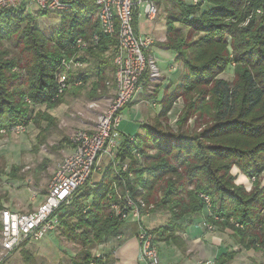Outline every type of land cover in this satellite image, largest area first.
<instances>
[{
  "label": "trees",
  "instance_id": "1",
  "mask_svg": "<svg viewBox=\"0 0 264 264\" xmlns=\"http://www.w3.org/2000/svg\"><path fill=\"white\" fill-rule=\"evenodd\" d=\"M208 1L206 8L199 10L197 6L199 3L186 5L183 0H174L182 4V8L179 14L170 13L167 18L166 41L162 43V46L176 54L181 50L183 41L180 30L174 25L175 22L186 24L190 29L203 33L192 45L193 53L191 52L186 58L189 67V71L186 72V84L214 82L213 119L216 124L203 133L202 137L207 142L202 143L199 137L189 139L182 135L171 134L158 124L143 123L140 126L146 133L124 134L120 156L125 157L129 154V150L134 149L144 153V146H154L158 149V155L164 151L165 156H173L178 164L185 167L193 181L199 182L196 179L200 175L202 183L198 184L197 189L214 197L211 210L221 220H215L206 212L204 201L199 197L200 192L197 195L193 192L188 193V198H180L174 203V198L169 197L174 193L173 189L178 187L177 181L169 184L170 189L164 196L167 203H174L172 226H165L168 227L167 229L172 230L177 220L204 215L217 227L233 229L240 238V244L245 248L257 249L264 247V185L261 189L248 193L242 185L232 182L233 176L227 172L232 164L227 162L239 164L243 172L257 178L264 171V119L256 120L264 115L257 112L264 104V0ZM72 3L71 10L58 13L61 18L60 25L53 35L49 36L54 48L42 52L38 50L39 42L41 38H47L39 32V29L32 30L31 26H21L24 19L23 7L0 9V37L26 39L25 47L28 48H25L24 52L30 54L25 61L4 62L0 51V130L5 128L8 131L14 125L25 123L27 110L21 101L25 99L24 95L33 104L53 106L62 102V98L58 95L60 87L56 74L63 56L72 52L78 37L90 38L94 34L100 35L99 44L88 50L95 60H99L97 63L99 82L95 84V89H107L104 71L111 57L108 55L105 58V55L116 44V38L101 33L96 0H72ZM39 11L40 14L48 13L44 10ZM245 22L247 23L241 24ZM228 36L231 37L233 58L228 56L226 44L220 42ZM30 43L32 46L29 48ZM211 48L218 49L213 50L207 59L197 60L195 53H205V50ZM232 61L239 68L241 82L238 86L215 79L216 75L224 71ZM13 68H20L22 72L12 73ZM149 84L147 80L145 88ZM177 95L178 92L163 99L161 115H166L172 109ZM132 135L138 139L137 143L130 140ZM174 137L178 141L176 145L171 143ZM223 137H225L224 141L218 140ZM192 159L196 161L195 164H190ZM217 159L219 160L215 163ZM167 168L171 169L168 173H176L168 162L147 167L151 178L146 182L137 181L135 186L131 187L132 197L146 199V195L144 197L138 188L144 187L150 190L155 182L153 179L163 175ZM112 173L114 174L113 167L109 164L100 174L99 180L95 183L89 181L79 187L72 202L60 208V227L64 226L67 231H77L76 234L68 232L71 233L68 235L72 236V239L81 240L86 244L88 239L91 242L94 237L102 243L124 234L128 222L118 217L99 215L101 202L109 194V180L117 179L111 178ZM97 184L100 186L95 188ZM89 196L92 197L90 206L86 202ZM2 200L3 196L0 195V211L4 209ZM232 216L240 221L243 228H236L223 220ZM70 219L79 221L78 228L70 226ZM151 231L155 234L156 244L161 240H169L171 235L162 238L156 235L159 229H151ZM235 253L236 251L232 249L224 252L217 259L216 264L228 263ZM103 257L82 250L73 257L72 263L99 264ZM25 258L28 260L30 256L25 255Z\"/></svg>",
  "mask_w": 264,
  "mask_h": 264
},
{
  "label": "rangeland",
  "instance_id": "2",
  "mask_svg": "<svg viewBox=\"0 0 264 264\" xmlns=\"http://www.w3.org/2000/svg\"><path fill=\"white\" fill-rule=\"evenodd\" d=\"M183 2L186 5H193L194 0H183ZM198 3V9L203 10L209 1L198 0ZM181 8L182 4L176 3L174 0H163L159 22H150L146 18H141L140 31L152 35L157 40L156 45L152 49V54L157 59L159 68L161 70L164 69V71L161 72L160 77L147 85L146 88L144 87L140 93L141 97L139 100L144 101L143 103L134 104L132 101L131 105L124 110V119L120 130L125 135L146 133L140 126L143 123L158 124L171 132V134L182 135L189 139L199 137V141L206 143L207 141L202 137L203 133L216 124L213 119L215 114V99L212 96L214 82L206 83L204 81L186 84V72L189 71L186 58L191 52L193 53L192 45L200 39L199 37L203 33L190 29L186 24L175 22L174 25L180 30L183 41L181 50L177 54L162 46V43L166 40L158 41L159 38L164 37L166 34L167 18L170 13L179 14ZM23 10L24 19L21 26H31L32 30L39 29V32L47 38H41L38 50L40 52L52 50L54 45L50 41L49 36H52L55 29L60 25L61 18L58 12L46 11L48 13L40 14L41 12L36 8L26 10L23 8ZM246 23L241 24L244 25ZM215 40L219 41V39ZM26 41V39L17 40L15 37H0V51L4 62L8 60H14L16 63L17 61H25L26 57L30 56L29 52H24L25 48H28V46L25 47ZM220 42L226 44L225 48L228 56L233 58V48L230 45L231 37H225ZM30 46H32L31 43L29 48ZM215 49L218 48L207 49L204 51L205 53H195L194 55H196L197 60L202 58L205 60ZM108 55L111 57L110 52H108L105 58ZM64 58L68 61H76V64L75 62L71 63L67 69L70 81L69 86L58 94L62 98V102L53 106L33 104L24 95L23 98L25 99L21 101L27 110L26 118H24L25 130L23 132L8 130L6 133H0V195L3 196L2 203L4 208L13 211H30L45 199V193L48 191L50 180L58 163L71 152L73 134L81 128H87L86 124L88 123H96L99 113L104 109L105 98L110 97L114 92V67L111 58L107 65L105 64L104 75H106L107 86L105 90L95 89V84L99 82L97 68L99 60H95L88 49L81 51L73 48L72 52L63 56ZM60 68L61 66L57 70L56 79L58 73L64 69V67ZM238 69L237 64L232 61L224 71L216 75L215 79H221L232 86H238L241 82ZM19 72H22L20 68L12 69V73ZM177 92L178 95L177 97L175 96V103L172 109L166 115H161L163 99L174 93L177 94ZM92 102H96L97 105L90 107ZM257 112L264 113V104L259 107ZM262 119H264V115H261L256 120ZM174 138L176 140L172 139V145L178 144L177 138ZM130 140L135 143L138 142L134 135L131 136ZM218 140L224 141L225 137ZM143 148L144 153L139 149H134L133 151L129 150V154L125 155V157L120 156V159L126 162L129 168L128 171L123 172L121 175L117 174L113 168L114 174H111V178L116 177L118 180L115 178L116 180L112 181L111 179L110 181L108 178L110 183L109 194L101 202L100 216L115 218L116 209L112 206L123 202L126 194L131 195V187L135 186L137 181L146 182L151 178L147 172V167L168 162L174 167L176 173H168L171 169L167 168L162 173L163 175L153 179L155 182L150 190L144 187L138 188L144 197L146 195L149 203L144 198L136 200H143L150 209L148 215L142 221L147 225H159L154 228L159 229L156 235H160L162 238L167 237L169 234L172 236L177 230L182 228L181 222L184 221L181 219L177 220L173 224L175 227L172 230L165 227L172 226L174 203H177L176 200L180 198H188V193L192 192L196 195L200 192L199 197L204 201L206 212L215 220H221L211 210L214 197L197 189L198 184L202 183L200 182V175L196 179L199 182L193 181L185 167L178 164L173 156H165L164 151H161L160 155H158V149L154 146H144ZM195 163L194 159L190 161V164ZM227 164H232L227 171L233 176L232 182L236 185H242L248 193L263 187L264 171L257 178L243 172L239 164L232 162H227ZM99 178L100 174H95L91 182L95 183ZM177 181L179 182L178 187L176 186L173 189L174 193H171L169 197L174 198V203H167V199L164 196L170 189L169 184ZM91 186L94 187V184L91 183ZM99 186L100 184H97L95 188ZM256 186L258 187L255 188ZM86 202L90 206L92 197L89 196ZM204 220L212 224L213 229L217 227L208 221L205 216ZM223 220H226L236 228H243L240 221L233 216ZM69 221L72 228H78L79 221L73 219ZM83 225L85 226L84 223ZM68 232L76 234L77 231H67L64 226H61L47 234L39 244L26 243L13 252L9 258L0 261V264H72L69 258L75 257L82 250L95 256L100 252L99 249L102 243L99 240L93 237L91 242L88 239L85 244L81 240L72 239V236L68 235H71V233ZM50 250L58 251L59 257L58 254L49 253L47 255ZM241 250L252 252L256 258V263L264 264V247L247 249L241 246L235 251L238 253ZM25 255H29L30 258L26 260Z\"/></svg>",
  "mask_w": 264,
  "mask_h": 264
},
{
  "label": "built area",
  "instance_id": "3",
  "mask_svg": "<svg viewBox=\"0 0 264 264\" xmlns=\"http://www.w3.org/2000/svg\"><path fill=\"white\" fill-rule=\"evenodd\" d=\"M194 3L197 4L198 0H194ZM96 4L101 33L116 38V44L109 51L114 67V93L105 98V107L94 126L81 128L73 134L72 150L58 163L45 199L30 211L8 208L0 211V261L9 258L23 244L37 242L57 230L60 227V208L69 205L77 189L91 182L95 174H101L107 164L112 165L119 175L128 171V164L120 159L124 138L120 127L124 110L143 91L147 80L154 82L162 72L152 54L157 40L150 34L142 33L138 22L141 18L154 21L160 9L156 0H96ZM4 7L36 8L60 13L71 10L73 3L72 0H0V9ZM99 41V34L90 38L78 37L73 48L87 50L98 45ZM74 62L76 64L73 60H62L61 68L64 69L57 77L59 92L69 86L67 69ZM95 105L97 103L92 102L90 107ZM25 128V123H19L8 130L23 132ZM0 132L6 133L7 129ZM112 207L116 209L115 217L140 224L137 233L140 260L146 264H160L155 234L142 223L150 210L147 204L126 194L123 202ZM202 226L213 229L206 220ZM96 256L102 254L97 253Z\"/></svg>",
  "mask_w": 264,
  "mask_h": 264
},
{
  "label": "crops",
  "instance_id": "4",
  "mask_svg": "<svg viewBox=\"0 0 264 264\" xmlns=\"http://www.w3.org/2000/svg\"><path fill=\"white\" fill-rule=\"evenodd\" d=\"M156 1L160 12L158 17L150 22H159L160 19L163 0ZM140 21L141 19L138 22L139 29L141 27ZM164 40H166V34L164 37L159 38L158 41ZM140 97L141 94L133 100L134 104L144 102L139 100ZM93 124L88 123L86 127L91 128ZM203 221L204 215L191 216L181 222L182 228L170 236L169 240L159 241L157 246L161 259L160 264H216L221 254L231 249L235 251L238 247L242 246L239 236L233 229L228 227H215V229L209 230L202 226ZM143 225L148 229H154L159 226L147 225L144 222ZM139 229V223H129L123 235L102 242L99 253L104 257L99 264H146L139 258L140 244L137 238ZM40 242H42V239L30 244H39ZM49 253L54 255L58 254L59 257V252L56 250L48 251L47 255ZM69 259L72 262L73 257ZM255 260L256 258L252 252L241 250L226 264H259Z\"/></svg>",
  "mask_w": 264,
  "mask_h": 264
}]
</instances>
